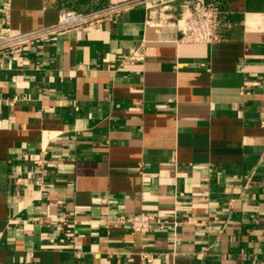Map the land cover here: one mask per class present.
I'll use <instances>...</instances> for the list:
<instances>
[{
  "label": "crops",
  "instance_id": "0c3cea01",
  "mask_svg": "<svg viewBox=\"0 0 264 264\" xmlns=\"http://www.w3.org/2000/svg\"><path fill=\"white\" fill-rule=\"evenodd\" d=\"M117 1L0 0V30ZM185 1L0 53V264H264V0H213L210 43L147 23Z\"/></svg>",
  "mask_w": 264,
  "mask_h": 264
},
{
  "label": "built area",
  "instance_id": "2783aa9c",
  "mask_svg": "<svg viewBox=\"0 0 264 264\" xmlns=\"http://www.w3.org/2000/svg\"><path fill=\"white\" fill-rule=\"evenodd\" d=\"M8 3L9 0H5V4L8 5ZM140 3H142V0H122L86 11L62 10L54 23L30 30H18L7 26L0 30V53L8 52L14 54L20 52L24 47L50 39L59 32L70 28L91 26L94 29H98L101 21L105 19L114 21L120 12ZM182 6L183 10L176 19L170 18L165 13L164 7L159 9L157 15L155 14L156 11L152 10L147 23L156 24L158 22L157 24H165L170 20L172 24L179 25L181 39L185 42L210 43L221 38L217 31V26L221 22L220 16L223 14L219 3L213 0H187ZM155 17L158 19L157 21H155ZM142 59L143 53L139 49L126 56L123 61L133 63ZM41 161L40 155L34 159V162L39 165ZM34 220L42 222L45 219L38 216ZM117 221L121 224L128 223L131 231L140 234L148 233L154 225H158V227H164L165 225L163 220L147 211H140L130 216L120 214L117 217ZM139 256L143 259L148 258V254L142 251L139 252Z\"/></svg>",
  "mask_w": 264,
  "mask_h": 264
}]
</instances>
